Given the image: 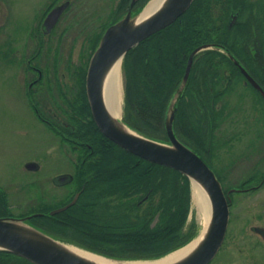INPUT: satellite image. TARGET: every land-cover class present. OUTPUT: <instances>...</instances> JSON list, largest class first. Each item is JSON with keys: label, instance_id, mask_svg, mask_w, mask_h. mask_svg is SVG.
<instances>
[{"label": "rangeland", "instance_id": "1", "mask_svg": "<svg viewBox=\"0 0 264 264\" xmlns=\"http://www.w3.org/2000/svg\"><path fill=\"white\" fill-rule=\"evenodd\" d=\"M73 1L75 3V0ZM84 1L79 0V3ZM87 1L92 2L91 0ZM117 1L98 0L99 5L96 3L92 6L96 7L97 13L88 17L89 11L85 20L81 21L79 12L70 6L50 34H41L39 30L40 40L44 42V45L39 49L34 63L38 61L43 66L44 74L52 73L53 68L59 73L63 72L66 77L63 76L61 79V76L57 75L62 84L60 87L65 88V92H69L77 98L80 96L78 84L71 91L65 87L70 83L68 74L71 71H76L75 66L88 65L92 49L97 43L94 40L97 41L102 27L114 21L112 14L117 10ZM245 1L248 5L247 9L243 13L237 14L236 18L227 17L228 12L223 13L228 22L232 19V23L245 22L248 18L256 19V13L262 10L257 9L255 5H258V2L262 0ZM45 3L46 0H0V189L3 191L2 199L8 204L5 207L3 203L0 204V210L5 209L6 217L27 215L40 208L41 200L44 199L41 190L51 187L52 184L49 183L51 175L71 166V158L66 156L63 151V147L67 149L70 147L63 144L62 141H58L30 109L24 99V89L19 77L24 76L25 57L29 58L33 55L36 38L34 29L30 30L34 27V22L43 17L44 13L41 12V9ZM76 3L78 4L77 1ZM106 8L108 16H106ZM221 10L218 8V12L211 15L212 19L209 20V25L218 22L219 16H216L218 14L224 20ZM75 18L77 22L81 23L75 22ZM107 18L108 21L105 22ZM101 20L105 23L101 25L99 22L98 25H93L96 21ZM259 23L261 24V21ZM47 37H51L53 40L50 38L45 43ZM55 39L58 40L56 43H54ZM12 40L15 41L13 46H11ZM48 45L52 49H48ZM250 55L252 56V54ZM216 59L212 67L209 64L206 65L207 59H200L198 64L193 63L194 66L190 70V76H193L192 86L198 87L200 94L196 96L189 90L181 111L188 114L186 121L191 125L194 133L199 132V129L202 130L200 134L204 148L200 149V153L205 156L207 163L215 169L219 177H222V187L230 189L239 185L247 177L264 173V102L260 100L254 89L248 84H244L242 76L234 77L229 66L221 58ZM250 64L255 72L254 75L261 79L262 72L260 73L251 62ZM67 68L71 71H68ZM121 74L123 84L122 65ZM25 75L34 74L28 70ZM213 86L212 91L216 93L221 91V94L218 96L213 95L214 93L211 94L210 87ZM123 89L124 84L121 92L120 120L123 110ZM178 89L174 94V96L177 94L176 99L181 94V90ZM50 90L56 103L60 105L59 98H57V87ZM45 93L51 104L53 99L48 92ZM213 96H215L214 128L212 147L207 153L204 144L207 136L205 128H202L207 126V123L200 114L206 111V105L208 106L209 99ZM199 98L200 102L203 100L207 104L202 103L201 109L199 108L197 111ZM43 103L45 104L47 101ZM44 111L49 114L48 107L44 106ZM29 161L37 163L40 169L38 171L27 170L26 163ZM31 179L42 181L47 185L42 188L35 182L27 183ZM22 183L26 184L20 187ZM261 183L255 190L234 191L228 194L230 212L227 231L221 248L209 264H264V239L251 229L252 226L264 228V182ZM24 186L28 188L31 186L26 197L19 192L20 188ZM48 199V202L45 201L47 204L56 206L59 203L56 193L51 194ZM152 200H157V197ZM105 201L106 199L103 202ZM139 201L137 200V204L140 203ZM113 203L112 206H116V204L122 203V199L113 198ZM143 208L144 205L140 207V213ZM122 209L123 207H116L111 211L112 213H122ZM189 210L183 230L197 232L199 235L203 227V220L198 210L193 206L192 199H190ZM58 239L67 245L87 250L65 237L64 239L58 237Z\"/></svg>", "mask_w": 264, "mask_h": 264}, {"label": "trees", "instance_id": "2", "mask_svg": "<svg viewBox=\"0 0 264 264\" xmlns=\"http://www.w3.org/2000/svg\"><path fill=\"white\" fill-rule=\"evenodd\" d=\"M126 5L123 3L118 5L116 7L118 13L124 10ZM247 7L245 0H194L180 18L127 51L123 58L126 75L123 111L125 123L143 135L166 141L168 138L165 136L164 120L168 102L180 83L186 58L191 50L201 43L217 40V43L236 54L235 57H241L237 54L240 49L237 50L235 47L233 31L225 23V15L222 14L224 20L219 14L216 15L219 16L218 22L209 25L211 15L218 12V8L223 9L225 13L229 8L239 10L241 14ZM255 7L262 10L257 14L259 20L264 22V0L258 2ZM252 20L248 18L241 23L244 31H251ZM210 28H217L215 36L209 33ZM216 58H221L229 66L234 77L242 76L232 61L219 51L206 50L196 55L194 63L198 64L200 59H207L206 65L212 67ZM261 74L259 81L264 86V71ZM192 79L193 76H190L185 93L178 101L173 125L175 135L200 153V149L204 148L200 134L202 130L199 129V132L194 133L191 125L186 121L188 114L181 111L189 90L196 96L200 94L198 87L192 86ZM214 86L210 87L211 94L218 96L221 91L219 93L212 91ZM256 94L264 102V99ZM214 101L215 96L209 99L210 103L206 105L204 112L206 114H200L207 123V126L202 127L205 128L207 136L204 143L207 153L212 147ZM197 102L199 105L197 111L201 109L202 103L207 104L203 100L200 102V98ZM87 109L89 111V107ZM90 123L93 131L87 139L89 141L92 139L91 147L83 144L84 151L78 156V163L87 165L77 170L78 181L84 185L82 196L78 201L80 204L59 213L58 216L62 221L57 223L55 231L54 229L51 231L96 253L116 258L158 257L186 243L193 236L189 230H183L190 211L189 178L175 168L146 161L118 147L101 135L92 118ZM80 137L76 140H87L84 134ZM91 163L93 168L89 167ZM215 173L221 180L222 177H219L216 171ZM263 178L264 173L260 176L254 174L245 178L237 187L250 188L251 183ZM94 186L95 192L101 196L105 194H112L114 198L125 196L127 220L121 212H113L114 215L108 217L106 215L110 214L108 207L99 210V213L93 211V199L90 197L94 194ZM145 195L147 198L144 199ZM156 197L157 200H152ZM138 199H140L139 204H137ZM3 201L0 195V204ZM143 205L144 208L140 213L139 209ZM4 212L5 210H0V215ZM155 217V223L152 224ZM0 264L35 263L0 249Z\"/></svg>", "mask_w": 264, "mask_h": 264}, {"label": "water", "instance_id": "3", "mask_svg": "<svg viewBox=\"0 0 264 264\" xmlns=\"http://www.w3.org/2000/svg\"><path fill=\"white\" fill-rule=\"evenodd\" d=\"M134 1L131 0L130 6ZM192 1L164 0L160 6L148 15L141 17L140 20L137 18L147 4L135 15H132L129 6V10L118 21L109 24L104 30L98 41V46L92 52L93 54L89 60L86 74L87 97L93 118L98 128L108 139L116 142L120 147L128 150L135 156L137 155L153 163H159L167 167L170 166L181 171L190 179L191 185L193 180H195L206 191L211 211L203 236L187 255L168 264H207L215 256L216 251L223 242L228 223L229 208L226 195L213 169L208 166L203 157L199 156L190 146H186L174 134L172 122L175 117L177 94L171 99L166 113L165 129L168 141L163 142L144 136L135 130L133 131L119 118L111 116L104 103L103 82L106 72L115 61L121 60L127 51L141 42L143 38L173 23L189 7ZM65 5L66 2L55 6L49 11L43 22L46 29H50L55 24ZM210 45L208 43L199 45L191 51L187 58L185 73L178 90H181L186 84L193 62L192 58L196 53L205 50ZM229 57L237 68L241 70L246 79L264 97V89L260 87L256 80L248 74L247 70L235 58L231 55ZM27 167L32 168L36 167V165L29 163ZM76 197L77 194L70 203L65 204L63 207L52 209L50 213L62 211L72 204L76 200ZM27 218L0 216V249L13 252L21 257L23 256L36 264H98L72 252L65 247L64 244L66 243H63L58 238L52 237L46 232L28 224L26 222ZM251 229L259 232L264 239L263 228L257 226Z\"/></svg>", "mask_w": 264, "mask_h": 264}, {"label": "flooded vegetation", "instance_id": "4", "mask_svg": "<svg viewBox=\"0 0 264 264\" xmlns=\"http://www.w3.org/2000/svg\"><path fill=\"white\" fill-rule=\"evenodd\" d=\"M72 1L70 0H46V3L43 7L44 9L43 8L41 9V12L44 13L43 17H41V20L35 21L33 24L34 27L30 30L32 31L34 29V34H35L34 36L36 38V41L34 40L36 46L34 47V50L32 53L33 55H31V57L29 58H26L27 56L25 57L26 64L24 66L25 67L24 76H19L21 78L20 81L24 89V95H25L24 99H26V103L28 104L30 109L33 110L36 117H38V119L41 120L45 124L46 128L50 130L52 134H54V136L56 137L58 141H62L63 144H66L67 146L70 147L68 149L63 147V151H65L66 156H69L71 158L70 160L71 166L69 165L68 169L55 172V174L51 175L49 179V183L52 184L53 186L51 185V187H54V188L50 187L51 188L50 189L49 187H47L46 189L41 190V193L44 199L41 200L40 208H38L39 210L33 211V212H38V213L43 211L42 215L33 216L34 221H37L44 227L49 228L50 230L54 229V231L55 229H57L56 227V225H58L57 223H59V221H62V219L61 217L58 216L59 213H55L52 215H48L46 213H49V211L52 210V208L54 207L63 206V204L70 202L76 194H78V196L73 205L80 204L78 203V201L80 200V197L82 196L81 192L84 187V185L80 184L78 181L77 170L85 168L87 165L79 164L78 156L81 155L82 152L84 151L82 150L83 144H85L89 148L91 147L92 139L91 141H89V139H87V136L91 135L93 131L92 124L90 123L92 115H91V110L89 107V99L87 97V86H86V78H87L86 69L87 68H86V65L83 66L81 64L78 66H75L76 71H71L69 68H67L68 71L69 70L71 71V73L68 74V76H70V83H68V85L65 87L67 90L71 91L79 85L80 86V90H79L80 96L77 98L71 95L69 92L68 93L65 92V88L60 87L61 80L57 75H60L61 79L63 78V76L66 77L63 74V72L59 73L57 72L58 70L53 68L52 73L46 72V74H44L43 66H41L38 61L34 63V60H35V57H37L38 55L39 49H41L44 45V42L40 40L41 34H44V33H45L44 35L50 34L53 31V29H55L58 22L61 20L62 16H64L65 11L68 8H70V6H73L75 10L79 12L81 16L80 21L85 20V17L88 15L89 11H90V14L88 17H91L93 16L94 13L95 14L97 13L96 7H92V6L95 5L96 3L99 5L98 0H91L92 2L85 0L83 3H79V0H75V3L77 1L78 4L77 3L75 4L74 1H73L74 3L73 4L71 3ZM130 1L131 0H118L116 3V6L122 3L129 5ZM140 1L142 0H136L133 6L138 5ZM64 2H66V6L63 9L59 18L56 20L55 26H53L51 30L45 32V30L43 29V21H44L45 16L55 6L63 4ZM223 13H225V11L222 9L221 14ZM237 14H239V10L235 11L234 9L229 8L227 17L232 16L234 19L236 18ZM106 16H108V10L106 12ZM233 19L230 20V22L226 20L225 23L228 26V28L233 31L232 35H234L236 49L237 50L240 49V51H238L237 54L241 55V57H237V58H239L241 62H243L245 68H247L248 72L252 75V77H254L255 79H258L256 75H254L255 72L253 68H251L250 62L259 70L260 73L264 71V65H263L264 22L263 20L262 21L259 20V16L256 13V19H253L254 21L252 22L250 21L251 31L246 32L242 29L243 27V25H241L242 22H238L235 20L236 22L232 23ZM74 21L77 22L76 18L74 19ZM107 21H108V18L105 20V22ZM260 21H261V24L259 23ZM99 22L101 23V25L105 23L101 20V21H96L93 25L96 26L98 25ZM77 23H81V22L78 21ZM39 30L41 34H39ZM215 30H217V28L216 29L210 28L209 33L215 36V34H217V31ZM50 38L47 37V40L45 41V43L48 42ZM51 40L53 39L51 38ZM56 41L58 40L55 39L54 43H56ZM217 42L218 41L216 40L210 43L217 44ZM11 44H12L11 46H13V44H15V41L12 40ZM246 48H247V52H246ZM48 49H52V48H50V46L48 45ZM250 54H252V56ZM234 56H237V55L235 54ZM15 63L16 62H14V65H16ZM28 70H30L34 75H25L28 72ZM242 79L245 85L248 84L249 86L252 87L251 83L249 84L244 76ZM54 85L55 87H57V98H59L60 105L56 103L55 98L51 93L52 91L50 90L51 88L53 89L55 88ZM45 92H48L50 97L53 99V102L51 103L52 106L50 102L48 101V99L46 98ZM46 101L47 103L44 104L43 102H46ZM86 105L87 107H89V111ZM44 106L48 107L49 114L45 113ZM81 134H84L85 139H87L86 141L76 140V138H81L80 137ZM101 135L103 136L102 133ZM89 167L93 168V164L91 163ZM39 169H40V166H37L35 169H33V171L35 170L38 171ZM29 170L32 171V169H29ZM61 174H64V175L61 177H58ZM29 182L30 183L35 182L42 188L44 185H47L44 182L35 180V179H31L27 183ZM25 184L26 183L20 184V187L21 185H25ZM30 187L31 186H29V188L27 186H24L20 188L19 192L21 193V195L25 196L28 193V189H30ZM93 190H94V194L90 197V199H93V204H92L93 211L96 213H99V210H104L101 208L107 205L109 206L108 212L110 214H106V215H108V217L114 215L111 211V209H113L112 205L114 204L113 203L114 196L112 194H105L102 196L98 195L95 192V186ZM54 193L57 194L58 199H59L58 200L59 203L56 206L46 203L49 200L48 198L51 197V194H54ZM116 197L122 199V203H118L117 205L118 207H123L122 215L127 220L125 196H122V197L116 196ZM98 199H101V201H99ZM105 199L106 201L103 202ZM73 205L64 209L63 212H65L69 208H72ZM42 207H46L47 209L40 210ZM102 218H105V217L102 216Z\"/></svg>", "mask_w": 264, "mask_h": 264}, {"label": "bare ground", "instance_id": "5", "mask_svg": "<svg viewBox=\"0 0 264 264\" xmlns=\"http://www.w3.org/2000/svg\"><path fill=\"white\" fill-rule=\"evenodd\" d=\"M164 0H150V2L144 7L145 9L140 13V16L137 18L140 20L141 17H144L151 13L154 9L161 5ZM103 96L104 103L107 107L109 113L113 117H119L121 112V99H122V74H121V60H117L110 67V69L106 72V76L103 82ZM191 199L192 204L195 206L196 210H198L199 214L203 220V227L201 229V233L193 238L189 243L182 245L177 249L172 250L161 258L151 259V260H117L113 258H107L100 254H95L89 250L81 249L80 247H73L67 244H64L66 248L70 249L72 252L77 253L83 258L90 259L91 261L98 264H168L173 261L182 259L185 255H187L194 246L198 243L200 238L203 236L204 229L209 222L210 216V205L209 199L207 197L206 191L202 186L193 180L191 185Z\"/></svg>", "mask_w": 264, "mask_h": 264}]
</instances>
